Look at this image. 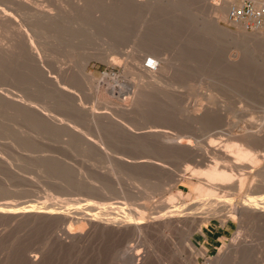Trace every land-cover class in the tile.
Returning a JSON list of instances; mask_svg holds the SVG:
<instances>
[{"label":"rangeland","instance_id":"1","mask_svg":"<svg viewBox=\"0 0 264 264\" xmlns=\"http://www.w3.org/2000/svg\"><path fill=\"white\" fill-rule=\"evenodd\" d=\"M243 1H231L224 21L219 17V13L224 12L226 0H0V47L6 46V49L8 47L11 49L15 45L17 47L12 49L16 48L21 55L15 57L11 54L8 58H0V89L11 90V93L22 96L23 99L27 98L24 101L38 111L42 108L41 112L50 117L49 120L54 117L52 119L54 121L50 120L52 125L56 122L58 125L60 121L59 125L63 123L62 126H67L56 128L57 125L54 124V128L50 122L46 125L41 117L37 123L36 115L31 116L22 108L23 111L16 107L15 110H11L10 108L13 109L11 104L7 103V107L6 103L0 102L1 106L5 107H0V161H3L0 162V210L9 213L22 211L27 206L40 208L52 199V201L82 199L103 203L98 195L95 196L94 193L85 190L87 185L101 186L100 181L102 186L107 185V189H110L104 196L110 199V202L116 203L133 202L130 197L131 201L126 199L129 193H135L137 190L144 192L146 190L151 196L153 193L152 200L156 201L166 198L170 192L176 193L177 190L183 193L186 203L203 198L205 192L195 191L196 179L189 178V172L184 173L185 167L202 169L204 164L201 163L200 157L196 158H199L197 161L193 160L199 166L195 163L194 165L192 159L189 158L187 161L186 152L177 149L175 151L171 143L150 137L142 139L139 136L147 131L143 128L148 125L149 127L152 125L155 130L165 132L167 130L166 133H170L172 137L189 141L191 147L195 145L193 148L204 146L202 149L208 150L204 154L208 161L214 160L208 148L211 140L215 141L214 147L222 149L223 143L236 142L237 136L241 133L244 136L251 135L253 137H250L251 143L255 145L253 147L264 150L262 131L264 128L261 130L264 126V40L260 39L264 37V32L259 35L254 29L231 22L229 17L231 8L241 6ZM213 10L217 13L214 14ZM141 49L148 52L140 62L141 66H144L146 59H154L155 54L160 60V66L164 68V72H160L161 82L158 81L160 84L157 83L156 91L140 90L142 83L131 71L130 59ZM27 51L34 52L32 54L36 59H29ZM38 67L43 71L41 72ZM32 68L36 74L31 71ZM9 71H12V75ZM48 79H51V82ZM43 80L45 81L42 83ZM53 80L57 84H54ZM158 87L161 88L159 89L161 92ZM209 96L211 100L207 99ZM194 109L199 111L195 113ZM19 110L21 112L15 113ZM22 112L28 113L27 118L34 115L37 121L33 118L27 119ZM89 112L96 113L93 116L94 121L91 120L92 113ZM239 125L242 129L238 128ZM161 127H165L166 130ZM140 128L142 130L138 131ZM234 128H238L237 132L239 131L235 132L236 137L233 136ZM99 138L105 146L98 151L93 146H96ZM144 139L154 146L150 147L149 144L147 146ZM153 140L156 143L158 141L157 146ZM160 151L164 154L161 155ZM168 151L170 153L175 151L177 156L171 153L173 159L169 157L170 155L167 157ZM142 152H145L143 156L145 159L159 161L161 165L164 164L162 166H167L162 167L164 170L155 169L156 171L154 168L145 167L146 170L144 167L136 168V172L135 167L130 169L127 165H121L123 162L119 164L117 159L131 160L137 158V155L142 157ZM217 162L223 163L219 159ZM111 164H114L113 167ZM114 168L118 169L116 171L118 173L111 176L109 170ZM140 170L146 171V174L142 172L144 175L141 178L144 180V176L150 174L148 176L151 182L148 176L145 177L146 180H142L143 182L141 178L139 181ZM150 171H155L158 175H154L153 172L151 174ZM77 172L80 173L79 176ZM101 173L102 176L109 174V177H99ZM175 174L179 180L177 177L174 178ZM121 175H125V178ZM153 176H156L154 180ZM171 178L175 184L169 180ZM254 179L257 180L258 177ZM165 181L173 182V186L167 182L166 185ZM247 181L246 184L249 182ZM131 182L133 184L138 182L139 186L144 182L146 184L137 188ZM83 183L87 185L82 187ZM128 187H131L132 192L128 191L130 189ZM261 190L252 196L255 201L264 202V189ZM138 202L145 201L140 199ZM260 220L262 223L258 222ZM240 221L242 222L239 223ZM51 224L53 223H42L38 220L28 222L11 217L1 218L0 264H28L26 258L34 251L33 254L38 257L40 252L43 256L40 255L37 264H123V261H120L122 243L112 238V234H97L86 246L64 247L53 242V236L58 232L56 225L53 224L52 227ZM201 225V233H195L194 227L191 228L194 232L192 237L194 246L182 244L181 234H169L168 237H164L156 233L148 236L146 240L148 242L142 243L133 239L127 243V247L130 245L135 247L134 251H139L144 256L142 261L144 264H252L255 260L259 264H264L263 219L251 218L249 221L240 220L238 215H227L204 219ZM63 226L73 231L76 229L70 222ZM216 230L219 231L216 236L218 239L204 242L205 234ZM235 234H238L239 238ZM233 239L245 241L249 245V250L247 248L245 253L235 259L227 252ZM145 242L150 245L149 249L152 252L148 250L146 253ZM247 252L249 253L246 254ZM137 257L140 256L133 257L135 261ZM243 259L244 263L240 261Z\"/></svg>","mask_w":264,"mask_h":264},{"label":"bare ground","instance_id":"2","mask_svg":"<svg viewBox=\"0 0 264 264\" xmlns=\"http://www.w3.org/2000/svg\"><path fill=\"white\" fill-rule=\"evenodd\" d=\"M231 1L232 0H226V7H225V10L223 13H219V17L224 19L225 21V18L227 16V12L229 11V8L231 7ZM256 2V6L257 5H262V3L264 2V0H254ZM238 6V5H237ZM258 7V6H257ZM213 13L216 14L217 11L216 10H213ZM54 19V18H53ZM52 20V19H50ZM49 22V20H47ZM55 22V20L53 21ZM47 23V22H45ZM53 25V23H51ZM56 24V23H55ZM255 32H257L256 34H259L261 35L262 32H264V29L260 30H256ZM255 35V34H254ZM261 37V36H260ZM260 39L264 40V37H261ZM13 43V42H12ZM16 43V42H15ZM5 44V43H4ZM7 45V43H6ZM18 45V44H17ZM2 46V45H1ZM12 46V45H11ZM6 47V46H5ZM3 48V47H0V58L3 59L5 57L8 58V56L11 54L13 56H19L20 55V51H18L16 48L15 49H12L14 47H17L14 45V47H12L11 49H6V48ZM22 52V51H21ZM24 52V51H23ZM28 52V51H27ZM26 53V50L25 52ZM34 52L32 51H29L27 53V57L29 59H32V60H35L36 57L33 55ZM146 54H148V52L144 51V50H140L136 55H134L130 60H132L130 63L131 65V71L134 72V75H137L139 81L142 83L141 86L138 85V87L140 86V90H157V83L159 81V79L161 80V78L159 77V75H161L162 72H164V68H162L159 64V59L157 58V56L154 54V59L153 60V63L155 65L154 69H148L147 67L144 66H141L140 65V62H142V59L146 56ZM9 56V57H10ZM15 56V57H16ZM21 56V55H20ZM38 56V55H37ZM13 58V57H12ZM11 58V59H12ZM22 58L23 55H22ZM20 57V59H22ZM39 58V57H38ZM161 58V57H160ZM24 60V59H23ZM28 60V59H27ZM163 60V59H162ZM1 61V60H0ZM4 61V60H3ZM19 61V60H18ZM17 61V62H18ZM26 61V60H25ZM40 62V61H38ZM37 62V63H38ZM42 62V61H41ZM1 63V62H0ZM7 63V62H6ZM12 63H13V60H12ZM15 63V61H14ZM26 63V62H25ZM35 63V62H33ZM165 63V62H164ZM21 64V63H20ZM19 64V65H20ZM30 64V62H29ZM36 64V63H35ZM1 65V64H0ZM15 65V64H14ZM28 65V64H27ZM34 65V64H33ZM36 65H39V64H36ZM35 65V68L37 67ZM7 66V64L5 65ZM12 66V65H10ZM29 66V65H28ZM41 66V65H40ZM44 66V65H43ZM20 67V66H19ZM3 68V66H2ZM9 68V67H8ZM18 68V67H17ZM31 68V67H30ZM29 68V69H30ZM39 68V67H38ZM43 69V67H41ZM6 69V68H5ZM14 70V68H12ZM40 69V68H39ZM12 70V71H13ZM38 69H36L37 71ZM45 70V69H44ZM11 71V72H12ZM27 71V70H26ZM29 71V70H28ZM33 73H34V70L32 68L31 70ZM35 71V72H36ZM40 71L42 72L43 70L40 69ZM46 71V70H45ZM10 72V71H9ZM10 72V74H11ZM31 72V73H32ZM39 72V70H38ZM161 72V73H160ZM5 73V72H4ZM29 73V72H28ZM44 73V72H43ZM167 73V72H166ZM36 74V73H34ZM38 74H41L42 73H38ZM45 74V73H44ZM165 74V73H163ZM12 75V74H11ZM10 75V77H11ZM14 75V74H13ZM5 76V75H4ZM9 76V75H8ZM15 76V75H14ZM13 76V77H14ZM44 76V75H43ZM47 75H45L46 77ZM32 78V77H31ZM41 78V77H39ZM10 79V78H9ZM14 79V78H12ZM17 79H19L17 77ZM47 79V78H46ZM34 80V79H33ZM49 81L51 79H48ZM16 81V80H15ZM45 80L42 81V83L44 82ZM138 81V80H137ZM38 82V81H37ZM40 82V81H39ZM51 82V81H50ZM54 82V80L52 81ZM161 82V81H159ZM49 83V82H47ZM138 83V82H137ZM53 84V83H52ZM54 84H57L54 82ZM160 84V83H158ZM51 85V83H50ZM163 85V84H162ZM172 85V84H171ZM170 85V86H171ZM166 86V85H165ZM176 86V85H175ZM55 87V86H54ZM53 87V88H54ZM131 87V86H130ZM169 87V86H168ZM177 87V86H176ZM182 87V86H181ZM1 88V86H0ZM8 88V87H7ZM172 87H170L171 89ZM161 89L160 87H158V90ZM178 89V88H177ZM176 89V90H177ZM135 90V89H134ZM169 90V89H168ZM161 92V90H159ZM167 91V90H166ZM180 91V90H179ZM23 92V91H22ZM152 92V91H151ZM171 92H172V89H171ZM174 92V91H173ZM176 92V91H175ZM186 92V91H185ZM18 93H21V92H18ZM136 93V91H135ZM154 93V92H153ZM179 93V92H178ZM23 94V93H22ZM158 94V93H157ZM170 94V93H169ZM174 94V93H173ZM181 94V93H180ZM167 95V94H166ZM135 96V95H134ZM172 96V95H171ZM177 96V95H176ZM211 96L207 97L208 100H211L210 98ZM136 98V97H135ZM168 98V97H167ZM173 98V97H172ZM210 98V99H209ZM215 98V97H213ZM24 99H27V98H24ZM24 99L22 98V96H17L15 95L14 93H11V90L8 91L7 90H4V89H0V102H2L3 104L6 103L5 106L8 107L9 104H11V107L10 108L11 110H15L14 108L16 107V109L18 108H22L23 110H26L28 113L31 114H34L37 116V120L39 123V119H43V121L46 122V125H49V122L50 124L52 123L51 121H54L52 119H54V117H51L52 119L49 120L48 116L46 114H43L41 111H42V108H41V111H38V109L36 110V108L34 107H30L27 103V101H24ZM169 99V98H168ZM29 100V99H28ZM215 100V99H214ZM30 101V100H29ZM207 101V100H206ZM211 102V101H209ZM214 102V101H212ZM211 102V103H212ZM218 102V101H217ZM1 103V104H2ZM8 103V105H7ZM32 103V102H30ZM221 103V102H220ZM0 104V107H4V105L1 106ZM217 104V103H215ZM12 105H15V106H12ZM33 105V104H32ZM221 105V104H219ZM134 106V104H133ZM200 106V105H199ZM207 106H209L207 104ZM224 106V105H223ZM36 107V106H35ZM38 107V106H37ZM130 107V106H129ZM216 107V106H215ZM222 107V106H221ZM5 108V107H4ZM39 108V109H40ZM126 107H124L125 109ZM201 108V106H200ZM21 109V110H22ZM21 110L19 111H16L15 113L18 114V112H21ZM22 110V111H23ZM48 110V109H47ZM185 110V109H184ZM190 110V109H189ZM188 110V111H189ZM220 110V109H219ZM222 110V109H221ZM46 111V110H45ZM124 111V110H123ZM125 111H127L125 109ZM128 111H130L128 109ZM181 111V110H180ZM195 113L197 111H199V109H194ZM44 112V111H43ZM48 112V111H46ZM50 112V111H49ZM220 112V111H219ZM226 112H227V109H226ZM23 113V112H22ZM28 113H23V115L25 114L26 115V118L28 116ZM90 113V112H89ZM87 113V114H89ZM92 113V114H91ZM90 114L92 115V118L91 120L93 119L94 121V114L96 113H93L91 112ZM192 113V112H191ZM194 113V112H193ZM21 114V113H20ZM89 114V115H90ZM189 114V112H188ZM33 115V119H35ZM49 115V114H48ZM223 115V114H222ZM28 117V118H31ZM52 116V115H50ZM224 116V115H223ZM41 117V118H39ZM89 117V116H88ZM91 117V116H90ZM193 117V116H192ZM222 117V116H221ZM242 117V116H241ZM27 118V119H28ZM32 118L30 120H32ZM39 118V119H38ZM98 118V116H97ZM110 118V117H109ZM233 118V117H232ZM25 119V118H24ZM224 119V118H222ZM238 119V118H237ZM242 119V118H241ZM36 120V121H37ZM58 121V119H55ZM252 120V119H251ZM224 121V120H223ZM244 121V120H243ZM30 122H34V121H30ZM45 122L43 123V125L45 124ZM48 122V124H47ZM60 122V121H59ZM59 122H58V125L56 123H53V127L55 128V126L57 125L56 128H58V126H62L63 123H61L59 125ZM237 121H235V124H236ZM250 122V121H249ZM35 123V122H34ZM96 123V122H95ZM241 123V122H240ZM36 124V123H35ZM34 124V125H35ZM41 124V123H40ZM55 124V126H54ZM148 124V123H147ZM151 124V123H150ZM159 124V123H158ZM161 124V123H160ZM251 124V123H250ZM260 124V123H259ZM262 124V123H261ZM43 125H40V126H43ZM97 125V123L95 124ZM127 125V124H126ZM142 125V124H140ZM226 125V124H225ZM243 125V123H242ZM123 126V125H122ZM152 125H148V127L146 128H143V130L147 129V131L143 132V134H141L140 136L139 135H134L135 136H139V137H142V139L144 137H150V138H157L158 140L164 142V143H171L172 146L175 148V151L176 149L179 150V151H183V152H186L187 153V157H188V160L189 161L190 159L193 160H198L196 159L197 157H200V160H202V164H204L202 166V169H193V168H189V167H185V170H184V173H188V176L189 178H193V179H196L197 183L195 184V191L196 192H205V196H203V198L201 199H197L198 201H195V202H190V203H186L185 201V197L183 195V193L180 191V190H177L176 193H172L170 192L168 194V196L164 199H158L157 201L156 200H152L154 197H153V193H152V196L147 194L146 193V190L145 192L144 191H139L137 190V192L133 193L132 190H131V187H128L130 188L128 191L131 190L132 193H129V196H128V199L126 200H129L131 201L130 199H132L133 202H125V203H116V202H110V199H108L107 197H105V193H107L109 190L107 189V185H103L102 186V181L101 182V186L99 187H93V186H88L87 183V188H85V190L87 189L88 192H91V193H94L95 196L98 195L99 196V199L101 201H103V203H95L93 201H84L82 199H69V200H66V201H60V199H55L54 201L51 200V202H48L46 205L40 207V208H36L34 206H27L24 208V210L22 211H15V212H9V213H6L4 211H1L0 210V219L1 218H7V217H11V218H14V219H18V220H26V221H42V223H53L54 225H56V228H57V234H54L53 236V242L57 243L58 246L61 245V246H66V247H81V246H86V244L91 240V238L95 237L97 234H112V238L114 239H117L120 241V243H122V247L123 249L121 250L120 254L122 255V258L123 260L120 259V261H123V264H140V263H143L142 261L144 260V256L140 254L139 251H134V248L133 246H128L127 245L130 243L131 240L133 239H136L138 241H141L142 243L144 241L147 240L148 236L151 235V234H160L161 236H164V237H168L167 235H174V234H181L182 237H183V243H186V245H191V246H194L193 243H192V237H193V234L194 232L195 233H201V229H202V225H201V222L202 220L204 219H208V218H213V217H226L227 215L229 216H233V215H238L240 217V220L241 219H248L249 221L252 219H263V222H264V202H258V201H255L252 197L254 194L256 193H259L260 190L262 189V187L264 186V152H261V151H264L263 149H257L256 147H253L254 143H251V135L250 137L247 136H244V134H240L238 137V139L236 138V142L234 143H227V144H224L223 143V146L221 145H216V146H221L222 149L220 148H216L214 147L215 145L213 144V142L215 141H212L211 140L208 144V148H209V152L212 154L213 156V159L214 160H210V158H208L210 161L207 160V158L205 159V155L207 153L208 150H204L202 149V147L204 148V146L202 147H199V148H193L191 147V144L189 143V141H186L184 139H179V138H175V137H172L170 136L169 134H167V130L165 129V127H161V128H164L166 130L165 131H162V130H155L153 129V127H151ZM154 126V125H153ZM156 126V125H155ZM250 126V125H249ZM261 126V125H259ZM62 127H66L67 126H62ZM130 127V126H129ZM132 127V126H131ZM130 127V128H131ZM158 128V126H156ZM246 127V126H245ZM252 127V126H250ZM60 128V127H59ZM70 128V127H69ZM68 128V129H69ZM125 128V127H124ZM142 128H140V130L138 131H141ZM167 128V127H166ZM238 128H241V126L239 125ZM237 128V129H238ZM255 128V127H254ZM264 128L261 127V130ZM72 129V128H70ZM69 129V130H70ZM127 129V128H126ZM137 129V128H136ZM135 129V130H136ZM160 129V128H159ZM235 131H233L234 133H238L237 132V129L234 128ZM242 129V128H241ZM240 129V131H241ZM257 129V128H256ZM73 130V129H72ZM231 130V129H230ZM249 130V129H247ZM255 130V129H254ZM259 130L260 132L264 131V130ZM71 131V130H70ZM129 131V129H128ZM133 131V130H132ZM132 131H131V134L130 136H132ZM231 131V132H232ZM257 131V133L259 132ZM22 132V131H21ZM72 132V131H71ZM249 132V131H248ZM254 132V131H252ZM25 133V132H24ZM130 133V131L128 132ZM138 133V132H137ZM135 133V134H137ZM141 133V132H140ZM139 133V134H140ZM236 133L235 136L236 137ZM260 134V133H259ZM28 135V133H27ZM101 135V134H100ZM173 135V134H172ZM22 136V135H21ZM129 136V137H130ZM100 137V136H99ZM209 137V136H208ZM232 137V135H231ZM98 138V137H97ZM104 138V137H103ZM253 138V137H251ZM257 139H260L258 137H256ZM130 139H132V137H130ZM140 139V138H139ZM257 139H254V140H257ZM146 141V139H144ZM142 140V141H144ZM152 140V139H151ZM207 140V139H206ZM253 140V139H252ZM264 140V138H263ZM94 141L96 142V140L94 139ZM104 141V139H103ZM154 141V140H153ZM229 141V140H228ZM91 142V141H90ZM138 142V141H137ZM147 142V141H146ZM207 142V143H208ZM93 143V142H92ZM154 143H156L154 141ZM158 143V141H157ZM157 143H156V146H157ZM94 144V143H93ZM96 146H93V148L95 149H104L102 147L105 146V144H103L102 140H100V138L98 139V142L95 143ZM145 144V143H144ZM143 144V145H144ZM148 142H147V146H148ZM220 144V143H219ZM104 145V146H103ZM154 146V144H149V146ZM163 145V144H162ZM161 145V146H162ZM165 145V144H164ZM163 145V146H164ZM168 145V144H167ZM146 147V145H144ZM197 146V145H196ZM255 146V145H254ZM140 147V146H139ZM158 147H160L158 145ZM198 147V146H197ZM206 147V146H205ZM136 148V147H134ZM133 148V150H134ZM165 150H166V147H164ZM168 148V147H167ZM173 148V149H174ZM207 148V147H206ZM261 148V147H260ZM151 149V148H150ZM202 149V150H201ZM98 150V151H99ZM136 150V149H135ZM134 150V151H135ZM143 151V149H141ZM149 150V148H148ZM154 150V149H153ZM152 150V151H153ZM155 150L157 151L158 149L155 148ZM154 150V152H155ZM161 150V149H160ZM168 150V149H167ZM112 151V150H111ZM110 151V152H111ZM116 151V150H115ZM133 151V153H134ZM151 151V150H150ZM169 151H170V147H169ZM168 151V152H169ZM172 151V149H171ZM174 151V152H175ZM201 151V152H200ZM102 152V150H101ZM138 152V151H137ZM136 152V154H137ZM158 152V151H157ZM167 152V157L168 155H170L171 153H173L174 155H176V153L174 152H169L168 154ZM116 153V152H115ZM141 153V152H140ZM143 153V152H142ZM148 153V152H147ZM150 155L151 152H149ZM156 153V152H155ZM161 153V155H163L164 153L163 152H159ZM105 154V152L103 153ZM122 154V153H121ZM145 152L143 153L142 157H140L139 155H137L136 157L137 158H131V160H123V159H120V158H117L119 160V164H121V162H123L121 165H127L128 167H130V169H132L131 167H135L136 168H141L146 167L151 169V168H154V170H160V169H163L162 167H165V166H162L164 164L161 165V163L159 161L157 162H154L153 160L150 161L151 159H145L143 156H144ZM166 154V153H165ZM43 155V154H42ZM135 155V154H134ZM149 155V154H148ZM159 155V154H157ZM172 155V154H171ZM171 155L169 156L170 158ZM173 155V156H174ZM209 155V154H208ZM39 156V155H38ZM112 156V155H111ZM121 156V155H120ZM127 156V155H126ZM131 156V155H130ZM139 156V157H138ZM146 156V155H145ZM177 156V155H176ZM211 156V157H212ZM48 157V156H47ZM50 157V156H49ZM149 157V156H148ZM157 157V156H156ZM163 157V156H162ZM161 157V158H162ZM165 157V155H164ZM181 157V156H179ZM187 157H182L184 159H186ZM210 157V155H209ZM45 158V157H44ZM112 158V157H111ZM116 158V157H115ZM150 158V157H149ZM153 159V157H151ZM159 158V157H157ZM160 158V159H161ZM181 158V159H182ZM190 158V159H189ZM37 159V158H36ZM35 159V160H36ZM47 159V158H46ZM50 159V158H48ZM47 159V160H48ZM58 159V158H56ZM113 159V158H112ZM117 159H115V162L118 164V162L116 161ZM173 159V158H172ZM171 159V160H172ZM177 159V158H176ZM182 159V161L184 160ZM221 160L223 163H218L217 160ZM51 160H54V159H51ZM60 160V159H59ZM169 160V159H168ZM178 160V159H177ZM38 161V160H37ZM41 161V160H40ZM163 161V160H162ZM164 161H165V158H164ZM1 162V161H0ZM42 162V161H41ZM40 162V163H41ZM45 162V161H44ZM48 162V161H47ZM55 162V161H53ZM52 162V163H53ZM57 162V161H56ZM55 162V163H56ZM109 162V161H108ZM111 162V160H110ZM109 162V163H110ZM114 162V163H115ZM160 164H159V163ZM167 162V160H166ZM184 162V161H183ZM183 162H181L183 164ZM3 163V161L1 162ZM180 163V162H179ZM180 163V164H181ZM195 162L193 161V164ZM228 163H230V165H227ZM54 164V163H53ZM61 164V163H59ZM63 164V163H62ZM67 164V163H66ZM175 164V163H174ZM195 164H198V163H195ZM194 164V165H195ZM49 165V164H47ZM51 165V163H50ZM64 165V164H63ZM69 165V164H68ZM114 165V164H113ZM113 165L111 164L110 166L113 167ZM186 165V164H185ZM190 165V164H189ZM201 165V164H200ZM67 166V165H65ZM109 166V165H108ZM188 166V165H187ZM199 166V164H198ZM53 167V166H52ZM56 167V166H55ZM69 168V166H67ZM66 167V168H67ZM169 167V166H168ZM166 167V168H168ZM46 168V167H45ZM44 168V169H45ZM47 168H49V166H47ZM71 168V167H70ZM107 168V167H106ZM109 168V167H108ZM120 168V166H119ZM178 167H176L177 169ZM196 168V167H194ZM58 169V168H57ZM63 169V168H61ZM124 169V168H122ZM128 170V168H126ZM125 169V170H126ZM129 169V170H130ZM143 169V170H144ZM145 169V170H146ZM175 169V168H174ZM175 169V170H176ZM181 171L183 170L182 167H180ZM48 170V169H47ZM55 170V168H54ZM52 170V172L54 171ZM60 170V169H59ZM69 170V169H68ZM105 170V169H103ZM108 170V169H107ZM118 169H110L109 170V174L112 176L118 172H116ZM134 170V168H133ZM132 170V171H133ZM141 171L140 172V177L138 176V179L140 181V178L142 175L146 174V171ZM155 170V171H156ZM164 170V169H163ZM49 171V170H48ZM71 171V170H69ZM77 171V170H75ZM81 171V170H79ZM78 171V172H79ZM99 170L97 169V172ZM102 171V170H101ZM106 171V170H105ZM137 172V169L135 170ZM139 171V170H138ZM155 171H152L154 173V175H158ZM162 171V170H161ZM173 171V170H172ZM180 171V172H181ZM64 172V171H63ZM67 172V170H66ZM77 172V173H78ZM90 172V171H89ZM108 172V171H107ZM106 172V173H107ZM142 172H145L144 174ZM151 172V171H150ZM151 172V174H152ZM169 172V171H168ZM179 172V171H178ZM235 172V173H234ZM46 173V172H45ZM65 173V172H64ZM75 173V172H74ZM83 173V172H82ZM93 173V172H91ZM95 173V172H94ZM156 173V174H155ZM170 173V172H169ZM168 173V175H169ZM176 173V172H174ZM51 174V173H49ZM72 174V173H71ZM69 174V175H71ZM80 173H78V176H79ZM105 174V173H104ZM109 174H107L108 176L106 177H109ZM177 174V173H176ZM175 174V177L176 179L179 180L178 176ZM97 175V174H96ZM150 175V174H148ZM147 175V176H148ZM179 175V174H178ZM55 176V175H54ZM65 176V175H63ZM77 176V175H76ZM104 177L102 176V173L101 175L99 174V177ZM123 176V175H121ZM125 176V175H124ZM123 176V177H124ZM146 175L144 176V180L145 177H147ZM156 176H153V180H154V177ZM172 176H174V174L172 173ZM187 176V175H186ZM187 176V177H188ZM49 177V175H48ZM51 177V176H50ZM58 177V176H57ZM82 178V176H80ZM88 177V176H87ZM98 177V176H97ZM149 177V176H148ZM161 177V175H160ZM180 177V176H179ZM255 177H258V179H254ZM47 178V177H46ZM69 178V176H68ZM96 178V177H95ZM120 178V177H118ZM125 178V177H124ZM127 178V177H126ZM158 178V177H157ZM169 178V176H168ZM173 178V177H172ZM171 178V179H172ZM248 178H251V180L248 182L247 179ZM55 179V178H54ZM61 179H63L61 177ZM89 179V178H88ZM92 179V178H91ZM100 179V178H99ZM105 179V178H104ZM113 179V178H112ZM123 179V178H121ZM150 179V177L148 178V180ZM166 179V178H164ZM169 179L170 181H173L174 179ZM175 179V180H176ZM56 180L58 181V179L56 178ZM77 180V179H76ZM86 180V179H85ZM93 180V179H92ZM101 180V179H100ZM103 180V179H102ZM109 180V178H108ZM125 180V179H124ZM128 180L129 177H128ZM133 180V179H132ZM143 179L141 178V182ZM147 180V181H148ZM151 180V179H150ZM149 180V181H150ZM159 180V179H158ZM53 181V180H52ZM94 181V180H93ZM104 181V180H103ZM135 181V180H134ZM163 181V180H162ZM195 181V180H194ZM246 181L248 182L246 184ZM256 181V182H255ZM50 182V181H49ZM64 182V181H63ZM80 182V181H79ZM87 182V180H86ZM91 182V181H90ZM89 182V184H90ZM116 182V181H115ZM129 182V181H128ZM151 182V181H150ZM153 182V181H152ZM167 181H165V184H166ZM174 184H175V181H173ZM172 182V183H173ZM85 183V182H84ZM82 185V187H84V184ZM104 183V182H103ZM113 183V182H112ZM117 183V182H116ZM123 183V182H122ZM126 183V182H125ZM132 183V182H131ZM145 183V182H144ZM144 183L142 185H144ZM148 183V182H147ZM155 183V182H154ZM159 183V181L157 182ZM169 182H167L168 184ZM171 183V182H170ZM169 183V184H170ZM171 183V185H172ZM97 184V183H96ZM107 184V183H106ZM119 184V183H118ZM133 184V183H132ZM132 184H129V185H132ZM141 184V183H140ZM146 184V183H145ZM152 184V183H151ZM163 184V183H162ZM164 184V185H165ZM166 184V185H167ZM168 184V185H169ZM85 185V186H86ZM92 185H95V184H92ZM113 185V184H112ZM120 185V184H119ZM122 185V184H121ZM127 185V183H126ZM133 185H136L137 188H140L141 186L138 185V182L137 184L134 182ZM148 185V184H147ZM150 185V184H149ZM163 185V186H164ZM165 185V186H166ZM139 186V187H138ZM151 186V185H150ZM173 186V185H172ZM79 187V185H78ZM110 187V186H109ZM120 187V186H119ZM135 187V186H134ZM152 187V186H151ZM122 188V187H121ZM158 188V187H157ZM166 188V187H165ZM164 188V189H165ZM172 188V187H171ZM113 189V188H112ZM120 189V188H119ZM133 189H136V188H133ZM143 189V188H141ZM147 189L148 186H147ZM264 189V187H263ZM263 189L261 191H263ZM84 190V191H85ZM115 190H116V187H115ZM152 190V188H151ZM167 190V189H166ZM81 191H83L81 189ZM127 191V192H128ZM154 191V190H152ZM171 191V190H170ZM173 191V190H172ZM119 192V191H118ZM126 192V193H127ZM164 192V190H163ZM175 192V190H174ZM264 192V191H263ZM87 193V192H86ZM125 193V194H126ZM159 193V192H158ZM158 193H156L158 195ZM166 193V192H165ZM118 194V193H117ZM87 195V194H86ZM122 195V194H121ZM127 195V194H126ZM155 195V194H154ZM161 195V194H160ZM159 195V196H160ZM97 196V197H98ZM123 196V195H122ZM151 196V197H150ZM130 197V199H129ZM153 197V198H152ZM140 199H143V201L145 202H138V200ZM145 199V200H144ZM125 200V199H124ZM134 201H137V202H134ZM142 201V200H141ZM189 202V201H188ZM197 202V203H196ZM197 205L198 207H196L195 205ZM221 219V218H220ZM247 221V220H246ZM254 221V220H253ZM67 222H70V224H73V226H76V229L75 231H73L71 228H67V227H64L63 225L66 224ZM242 221H240L239 223H241ZM257 222V221H255ZM258 222H261L262 223V220L258 221ZM224 223V222H223ZM245 223V222H244ZM53 224L52 227H53ZM51 227V226H50ZM55 227V226H54ZM194 227V232L191 231V228ZM193 229V228H192ZM56 231V229H55ZM99 235V236H100ZM238 234H235L236 237ZM110 236V235H109ZM108 236V237H109ZM241 236V235H240ZM173 237V236H172ZM171 237V238H172ZM180 238V236H179ZM239 238V237H238ZM181 239V238H180ZM179 239V240H180ZM235 239V238H234ZM233 239V240H234ZM237 239V238H236ZM169 240V238H168ZM238 240V239H237ZM237 240H234L231 242V246L229 248H227V252L229 253L228 255H232V257H234L233 259L241 256L243 254V252L245 253L247 248L249 250V245L248 243H245V241L243 242H239ZM242 240V239H241ZM245 240V239H244ZM129 242V243H128ZM148 242V241H146ZM145 242V244L147 245L145 247L146 249V253L149 251H151L149 249L150 245L147 244ZM173 242V241H172ZM176 242V241H175ZM128 243V244H127ZM177 243V242H176ZM179 243V242H178ZM250 244V243H249ZM185 245V246H186ZM120 246V245H119ZM117 247V246H116ZM181 247V246H180ZM187 247V246H186ZM117 248H120V247H117ZM191 248V247H190ZM251 245H250V250H251ZM82 249V248H81ZM189 249V248H188ZM198 249V248H197ZM77 250V249H76ZM136 250V249H135ZM192 250V249H191ZM253 250V249H252ZM193 251V250H192ZM255 251V249H254ZM35 252V251H34ZM33 252V253H34ZM152 252V251H151ZM202 252V250H201ZM227 252L226 254L225 253H222L227 255ZM252 253H254L253 251H251ZM256 252V251H255ZM29 253V252H28ZM29 254L26 258V261L28 264H37L40 260V255L42 252H40V255L38 257V255L36 254ZM249 252H247L246 254H248ZM252 253H250L252 255ZM38 254V252H37ZM222 255L220 257H222ZM42 256V255H41ZM134 256H140L139 258L137 257L136 261L134 260ZM26 257V256H25ZM43 257V256H42ZM41 257V259H42ZM121 257V256H120ZM226 257V256H225ZM227 259L229 257H226ZM253 258V257H252ZM251 258V260H252ZM255 258V257H254ZM146 259V258H145ZM195 259V258H194ZM231 258H229L230 260ZM249 259V258H248ZM256 259V258H255ZM119 260V259H118ZM216 260L218 261V259L216 258ZM250 260V259H249ZM119 261V263H120ZM135 261V262H134ZM215 261V262H217ZM241 262L244 261L243 260H240ZM256 261V260H255ZM254 261V262H255ZM259 262V259L257 260ZM220 262V261H219ZM252 263V264H255V263ZM262 262V261H261ZM115 263V262H114ZM117 263V262H116ZM244 263V262H243ZM122 264V263H121ZM144 264V263H143ZM245 264V263H244ZM259 264V263H257Z\"/></svg>","mask_w":264,"mask_h":264},{"label":"built area","instance_id":"3","mask_svg":"<svg viewBox=\"0 0 264 264\" xmlns=\"http://www.w3.org/2000/svg\"><path fill=\"white\" fill-rule=\"evenodd\" d=\"M252 0H244L241 6H233L230 10V20L232 23L243 24L249 29H264V2L260 6L255 5ZM145 67L154 69L152 58L144 61Z\"/></svg>","mask_w":264,"mask_h":264},{"label":"crops","instance_id":"4","mask_svg":"<svg viewBox=\"0 0 264 264\" xmlns=\"http://www.w3.org/2000/svg\"><path fill=\"white\" fill-rule=\"evenodd\" d=\"M219 231L216 230L214 232H211V231H208L206 234H205V241L207 243L208 240H212V241H215L217 240L218 238H216V236L218 235Z\"/></svg>","mask_w":264,"mask_h":264}]
</instances>
